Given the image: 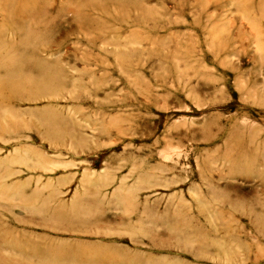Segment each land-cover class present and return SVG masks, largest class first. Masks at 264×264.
Instances as JSON below:
<instances>
[{"label":"rangeland","instance_id":"1","mask_svg":"<svg viewBox=\"0 0 264 264\" xmlns=\"http://www.w3.org/2000/svg\"><path fill=\"white\" fill-rule=\"evenodd\" d=\"M4 1L0 264H264V0Z\"/></svg>","mask_w":264,"mask_h":264},{"label":"bare ground","instance_id":"2","mask_svg":"<svg viewBox=\"0 0 264 264\" xmlns=\"http://www.w3.org/2000/svg\"><path fill=\"white\" fill-rule=\"evenodd\" d=\"M9 1H11V0H9ZM9 1H7V2L4 1L5 3H7V5L4 4L3 7H5V8L13 7L12 3H11L12 1L10 3H8ZM30 1L32 2L33 5L31 4L30 6L29 5L26 6L27 18L31 17L33 20L36 19V23H37V27H38V25H41V23H43L44 21L42 20V17L39 20H37V17L41 16V15L43 16L44 11L46 12V10H47V6L46 5L48 3V0H30ZM97 1H102V0H88L86 2L87 4H84V6H82L83 4L79 5L78 1L74 2V0H73L74 5H72V0H67L66 2L64 1V5L60 6V9L57 11L56 16L54 17L55 20H53V22L57 21V19H59L57 17L60 15V13L65 8H66V10H69L68 12H66L67 16L68 15H72L70 17L71 18H75V19L82 18V15H80V14L77 15V10H79V12H82V11L84 12V9H89L93 13L94 12H96V13L106 12L107 11V6L103 7L100 4L97 5L96 4ZM66 3L68 5H66ZM110 4L111 3H109V5ZM15 7L13 8V10L12 9L11 10L8 9V11L3 10V12L1 10V12H2L1 15H2L3 21L9 20L11 18L12 19L14 18V14H13L14 12L13 11H15ZM136 9L139 10V8H136ZM125 10H127V9L123 5V11H125ZM19 22L24 23V24H25V22H27V19L25 18L24 15L19 16ZM87 22H91V19H86V23ZM92 22H93V23H91L92 25L93 24H97V22H94V20H92ZM87 29H90V28H87ZM90 30H93V29H90Z\"/></svg>","mask_w":264,"mask_h":264}]
</instances>
